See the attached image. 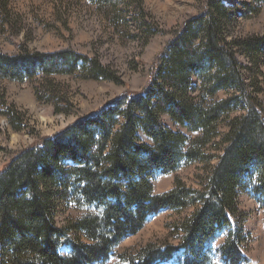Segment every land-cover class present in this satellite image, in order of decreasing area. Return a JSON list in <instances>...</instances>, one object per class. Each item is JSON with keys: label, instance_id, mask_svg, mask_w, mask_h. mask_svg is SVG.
I'll return each instance as SVG.
<instances>
[{"label": "trees", "instance_id": "16d2710c", "mask_svg": "<svg viewBox=\"0 0 264 264\" xmlns=\"http://www.w3.org/2000/svg\"><path fill=\"white\" fill-rule=\"evenodd\" d=\"M116 3L109 15L118 28L130 4ZM263 4L245 5L257 14ZM236 14L224 0L204 1L203 10L173 30L142 91L38 137L6 163L0 170V264H103L114 255L119 264L245 261L250 236L240 198L252 193L264 200V33L240 35ZM8 15L0 0V31L14 27ZM133 21L140 32L150 29L145 19ZM90 62L71 50L0 49V80L25 82L81 67L93 79L118 80ZM49 85L58 96L60 88ZM220 92L227 96L219 98ZM224 122L228 130L215 145L223 146L222 153L205 168L200 187L177 178L172 189L156 193L158 174L214 157L209 146ZM190 208L172 225L175 242L167 238L115 253L150 216Z\"/></svg>", "mask_w": 264, "mask_h": 264}, {"label": "rangeland", "instance_id": "374dc122", "mask_svg": "<svg viewBox=\"0 0 264 264\" xmlns=\"http://www.w3.org/2000/svg\"><path fill=\"white\" fill-rule=\"evenodd\" d=\"M3 1L8 4L7 19L14 27L7 26L6 31H0L1 50L8 54H16L22 47L32 53L71 50L91 61L88 66L92 63L106 66L118 80L93 79L86 67L78 68L74 73H54L25 82L0 80V170L38 137L52 135L76 118L92 114L123 95L142 91L173 30L198 10H203L206 0H143L140 6L135 5L136 0H109L105 7L92 0ZM249 1L224 0L237 13L240 35H261L264 33V4L255 14L245 5ZM116 2L121 6L130 4L128 8L124 7V19L117 20L118 28L110 22L113 15H109ZM138 19H145L150 29L140 32L133 21ZM19 26L23 28L15 34L13 30ZM150 34L153 36L147 41ZM239 59L246 62L243 55H239ZM49 84L60 88L58 96H53ZM226 96L225 92L218 94L219 98ZM14 112L24 116L23 120H17ZM227 130L226 123H221V135L213 147L209 146L210 154L214 156L210 161L183 167L172 174H158L154 180L155 192L169 191L177 178L188 186L199 188L205 168L215 164L222 153L223 146L215 145ZM240 205L248 214L246 232L250 236L244 249L246 259L241 264H264V200L252 193H244ZM193 210H164L150 216L143 229L122 241L115 253L167 238L175 242L171 236L172 225ZM62 218V214H58L57 222ZM61 250L67 253L66 246ZM118 261L114 255L103 264H119ZM214 264L226 263L216 257Z\"/></svg>", "mask_w": 264, "mask_h": 264}]
</instances>
